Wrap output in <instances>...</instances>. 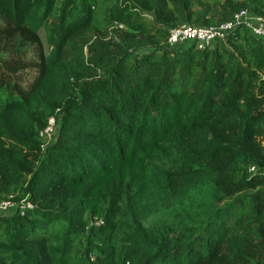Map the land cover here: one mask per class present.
<instances>
[{
  "label": "trees",
  "instance_id": "trees-1",
  "mask_svg": "<svg viewBox=\"0 0 264 264\" xmlns=\"http://www.w3.org/2000/svg\"><path fill=\"white\" fill-rule=\"evenodd\" d=\"M242 10L0 0V264H264V42H167Z\"/></svg>",
  "mask_w": 264,
  "mask_h": 264
},
{
  "label": "built area",
  "instance_id": "built-area-1",
  "mask_svg": "<svg viewBox=\"0 0 264 264\" xmlns=\"http://www.w3.org/2000/svg\"><path fill=\"white\" fill-rule=\"evenodd\" d=\"M240 27L244 28L252 38L264 42V16L256 15L248 10L238 12L230 21L218 27L199 28L185 25L173 29L170 31L167 42L170 46L190 43L201 50L219 42H225L227 37ZM53 126L54 123L50 120L49 126L44 131L47 138L50 137ZM10 208L9 202L0 204V214H5Z\"/></svg>",
  "mask_w": 264,
  "mask_h": 264
},
{
  "label": "rangeland",
  "instance_id": "rangeland-1",
  "mask_svg": "<svg viewBox=\"0 0 264 264\" xmlns=\"http://www.w3.org/2000/svg\"><path fill=\"white\" fill-rule=\"evenodd\" d=\"M13 210H14V206L13 205H11V208L6 212V214H9V213H12L13 212Z\"/></svg>",
  "mask_w": 264,
  "mask_h": 264
}]
</instances>
